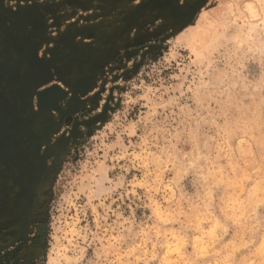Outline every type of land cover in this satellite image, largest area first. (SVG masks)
Segmentation results:
<instances>
[{
    "label": "clouds",
    "instance_id": "clouds-1",
    "mask_svg": "<svg viewBox=\"0 0 264 264\" xmlns=\"http://www.w3.org/2000/svg\"><path fill=\"white\" fill-rule=\"evenodd\" d=\"M171 5L173 30L47 164L28 264H264V0Z\"/></svg>",
    "mask_w": 264,
    "mask_h": 264
},
{
    "label": "rangeland",
    "instance_id": "rangeland-1",
    "mask_svg": "<svg viewBox=\"0 0 264 264\" xmlns=\"http://www.w3.org/2000/svg\"><path fill=\"white\" fill-rule=\"evenodd\" d=\"M132 2L0 0V264L40 254L47 164L99 123L127 70L173 30L162 16L171 0Z\"/></svg>",
    "mask_w": 264,
    "mask_h": 264
}]
</instances>
